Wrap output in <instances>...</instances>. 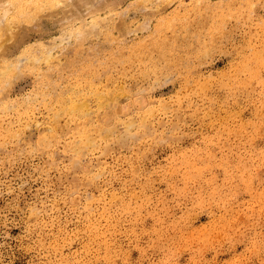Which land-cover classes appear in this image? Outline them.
<instances>
[{"label": "rangeland", "instance_id": "obj_1", "mask_svg": "<svg viewBox=\"0 0 264 264\" xmlns=\"http://www.w3.org/2000/svg\"><path fill=\"white\" fill-rule=\"evenodd\" d=\"M17 3L0 264H264V0Z\"/></svg>", "mask_w": 264, "mask_h": 264}, {"label": "bare ground", "instance_id": "obj_2", "mask_svg": "<svg viewBox=\"0 0 264 264\" xmlns=\"http://www.w3.org/2000/svg\"><path fill=\"white\" fill-rule=\"evenodd\" d=\"M59 1H62V0H30V1H26L25 3L26 4H23L22 3V5L20 4L21 2H23V1H21V0H0V10H2L3 11V14H2V11H0L1 12V17H0V31H3V29H8V28H10V27H8V25H6V24H3V17H5V18H7L6 16L12 11V10H14L13 9V6H14V8H15V4L17 3V2H19V3H17V4H20V7L18 8V10H21V12L23 13V11H26L27 9H25V8H28V7H30V5H32V6H42L44 3H46V2H48V3H55V2H59ZM72 1V0H71ZM100 1V0H99ZM95 2H97V1H95ZM46 5V4H45ZM34 7H32V8H34ZM16 10V9H15ZM33 10V9H32ZM28 11V10H27ZM30 12V11H29ZM18 13V12H17ZM94 14V13H93ZM133 14V13H132ZM11 15V14H10ZM24 15V14H23ZM131 15V14H130ZM93 16V15H92ZM17 17V16H16ZM6 27V28H5ZM90 27V26H89ZM29 52V51H28ZM46 52V51H45ZM30 54H31V52H30ZM46 60H49L50 59V57H51V55H50V53L48 52V54L46 55V54H44V56H43ZM18 58V57H17ZM24 58V57H23ZM26 59V58H25ZM32 60H38V59H40V57L39 56H35V57H33V58H31ZM23 60V59H22ZM24 62V61H23ZM14 63V62H13ZM14 67V66H13ZM18 67V66H17ZM9 71V70H8ZM11 71H9V73H10ZM2 74V71H0V75ZM74 108V107H73ZM75 110V109H74ZM69 111V110H68ZM72 111V110H71ZM78 113V112H77ZM87 136V135H86ZM88 137V136H87ZM87 139V138H86Z\"/></svg>", "mask_w": 264, "mask_h": 264}]
</instances>
